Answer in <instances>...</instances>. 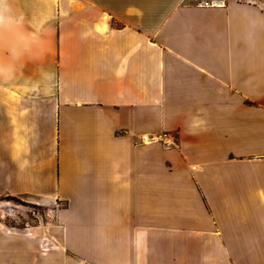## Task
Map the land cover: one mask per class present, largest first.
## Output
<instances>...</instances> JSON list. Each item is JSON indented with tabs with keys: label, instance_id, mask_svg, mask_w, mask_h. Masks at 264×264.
<instances>
[{
	"label": "crops",
	"instance_id": "obj_1",
	"mask_svg": "<svg viewBox=\"0 0 264 264\" xmlns=\"http://www.w3.org/2000/svg\"><path fill=\"white\" fill-rule=\"evenodd\" d=\"M200 1L0 0V264H264V12Z\"/></svg>",
	"mask_w": 264,
	"mask_h": 264
},
{
	"label": "rangeland",
	"instance_id": "obj_2",
	"mask_svg": "<svg viewBox=\"0 0 264 264\" xmlns=\"http://www.w3.org/2000/svg\"><path fill=\"white\" fill-rule=\"evenodd\" d=\"M236 1L253 3L264 12V0ZM55 207L53 205L43 206L17 198H4L0 200V220L15 229L24 230L28 227L52 223V211Z\"/></svg>",
	"mask_w": 264,
	"mask_h": 264
},
{
	"label": "built area",
	"instance_id": "obj_3",
	"mask_svg": "<svg viewBox=\"0 0 264 264\" xmlns=\"http://www.w3.org/2000/svg\"><path fill=\"white\" fill-rule=\"evenodd\" d=\"M198 7L202 8H224L225 1L224 0H203L197 3ZM143 141H148L147 138H143ZM151 142H161L166 146L174 145V140L167 133H162L156 137H152L149 139Z\"/></svg>",
	"mask_w": 264,
	"mask_h": 264
}]
</instances>
